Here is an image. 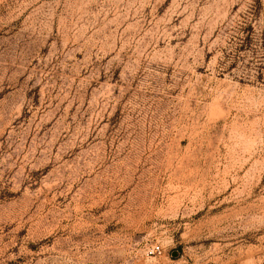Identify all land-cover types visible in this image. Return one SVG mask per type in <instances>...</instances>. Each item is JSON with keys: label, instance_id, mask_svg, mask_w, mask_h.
<instances>
[{"label": "rangeland", "instance_id": "obj_1", "mask_svg": "<svg viewBox=\"0 0 264 264\" xmlns=\"http://www.w3.org/2000/svg\"><path fill=\"white\" fill-rule=\"evenodd\" d=\"M0 264H264V0H0Z\"/></svg>", "mask_w": 264, "mask_h": 264}, {"label": "built area", "instance_id": "obj_2", "mask_svg": "<svg viewBox=\"0 0 264 264\" xmlns=\"http://www.w3.org/2000/svg\"><path fill=\"white\" fill-rule=\"evenodd\" d=\"M159 251V247H153V248H151L149 251H148V253H147V255L148 256H150V255H154L155 253H157Z\"/></svg>", "mask_w": 264, "mask_h": 264}]
</instances>
